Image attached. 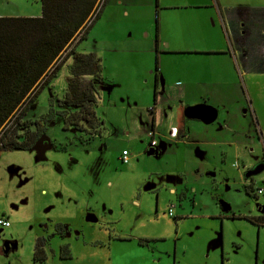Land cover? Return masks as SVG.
Returning a JSON list of instances; mask_svg holds the SVG:
<instances>
[{
    "label": "rangeland",
    "instance_id": "1",
    "mask_svg": "<svg viewBox=\"0 0 264 264\" xmlns=\"http://www.w3.org/2000/svg\"><path fill=\"white\" fill-rule=\"evenodd\" d=\"M246 1L264 6V0ZM155 10L142 0L105 1L85 39L71 44L78 42L76 53L100 59L104 80L96 84L95 110L101 137L91 139L97 134L85 124L81 132L62 129L64 111H76L60 104L70 76L69 49L51 81L38 86L23 119L32 122L28 131L40 134L30 149L0 152V219L9 223L0 226V264H35L39 236L47 239L45 264H264V231L258 234L242 218L264 212V169L245 178L264 164V37L243 46L254 71L238 77L243 120H233L235 136L227 132L209 142L228 144L206 145L202 155L161 139L151 143L153 89L146 85L156 60ZM245 17L252 29L257 22L264 29V11L256 20ZM208 23L212 30L211 19ZM215 24L214 32L221 30ZM162 96L168 100L156 116L162 111L166 119L169 106L203 104L189 91L184 98L175 90ZM230 106L229 101L227 113ZM24 131H16L18 141ZM192 189L197 204L193 211L188 204L181 209L178 200L190 199ZM223 210H229V219L219 216ZM64 252L68 257L61 258Z\"/></svg>",
    "mask_w": 264,
    "mask_h": 264
},
{
    "label": "crops",
    "instance_id": "2",
    "mask_svg": "<svg viewBox=\"0 0 264 264\" xmlns=\"http://www.w3.org/2000/svg\"><path fill=\"white\" fill-rule=\"evenodd\" d=\"M142 1L148 7L154 4L157 8L154 15L155 36L153 40L156 60L154 69H149L152 77L151 85H146L149 91L151 88L152 93L154 94V91L156 93L155 102L152 99L151 142L154 138L169 141L173 146L186 147L187 150L195 149L196 154L202 155L207 153L209 147H205L206 145L228 144L222 140H216V143L209 142L227 132H231L230 137L235 136L236 127L233 129L232 123L237 116L242 115L237 101L240 88L238 77L242 78L254 71V67H251L253 63L245 61L246 53L243 46L246 40L255 41L264 37L261 23L257 22L256 28L252 29L248 22H246L247 25L245 24V15L256 20L259 13L264 11V6L246 0H171L164 6L160 0ZM124 2L127 0H113L116 5H122ZM8 5H12L10 10H7L8 8L1 10ZM0 8V17L41 16V0H0ZM124 12L127 13L126 10ZM209 19L213 23L212 30L208 25ZM216 21L222 31L214 32ZM184 58L187 62L183 60ZM57 61L48 73L52 72ZM183 63H188L189 67L184 68ZM103 80L102 77L97 84ZM173 90L180 92L182 97L187 91L192 93L198 101L203 102L202 105L215 110V119L210 123H204L199 119L185 117L184 110L190 107L189 103L183 106H169L167 119L162 111L163 118L160 116L161 112L157 117L156 114L162 106L161 102L168 100L163 99L162 94ZM207 99H213V101L208 102ZM229 101L231 102L230 108L234 107L233 110L237 109L238 112L232 110L231 113H227L224 110ZM96 117L100 121L97 115ZM241 117L240 119L243 120V116ZM172 128L177 131L174 137H170ZM183 163L187 165L188 160L184 159ZM191 193L192 196L187 201L178 200L181 209L188 204L193 211L197 200L193 189ZM215 198L219 199V197ZM218 203L226 204L220 200ZM223 211H219V216L229 219V210ZM235 215L234 213L231 216ZM257 215H264V212H259ZM255 227L259 229L258 234L264 231V227ZM219 239L221 242L220 236ZM138 244L145 247L142 243Z\"/></svg>",
    "mask_w": 264,
    "mask_h": 264
},
{
    "label": "trees",
    "instance_id": "3",
    "mask_svg": "<svg viewBox=\"0 0 264 264\" xmlns=\"http://www.w3.org/2000/svg\"><path fill=\"white\" fill-rule=\"evenodd\" d=\"M96 2L41 0L39 17H0V152L30 149L33 146L38 133L28 131L32 122L25 121L23 115L40 92V83L44 81L46 85L54 77L62 62L51 73L48 72L68 49L70 53L67 58L71 56L72 63L60 104L76 111L68 114L64 111L62 128L67 130L74 126L81 132L85 124L97 136L102 135L104 128L95 115L96 84L102 79L100 59L93 53L75 52V45L85 39L91 26L85 27ZM76 38L78 42L72 46ZM155 98L154 91V102ZM20 127H24L25 136L18 141L21 135L16 131ZM235 216L240 218L239 215ZM242 218L258 228L264 227V215ZM46 240L39 236L34 243L32 259L35 264H45ZM61 249L68 251L66 246ZM60 257L68 255L64 252L60 253Z\"/></svg>",
    "mask_w": 264,
    "mask_h": 264
},
{
    "label": "water",
    "instance_id": "4",
    "mask_svg": "<svg viewBox=\"0 0 264 264\" xmlns=\"http://www.w3.org/2000/svg\"><path fill=\"white\" fill-rule=\"evenodd\" d=\"M184 115L185 117L190 119L191 118L199 119L204 123H210L216 117L215 110L206 105H196V106L187 107L184 110ZM149 152L152 153V151ZM263 169H264V165L261 164L257 166L256 169L246 172L245 178L258 174L259 172L263 171ZM8 249H9L8 245H5L4 251H7Z\"/></svg>",
    "mask_w": 264,
    "mask_h": 264
},
{
    "label": "built area",
    "instance_id": "5",
    "mask_svg": "<svg viewBox=\"0 0 264 264\" xmlns=\"http://www.w3.org/2000/svg\"><path fill=\"white\" fill-rule=\"evenodd\" d=\"M105 1L106 0H97V2L95 4V7L93 9V12H92V16L87 21L85 27H88L89 25H91V23L95 20V18L97 17V15L99 14V12L101 11L102 6H103V4H104ZM80 35H81V33L79 34V36ZM1 133H2V131H0V135H1ZM176 133H177L176 129L175 128H172L171 131H170V137L176 136ZM126 156H127V152L126 151H122V153H121V160H122L123 163H125L126 160H127L126 159ZM262 192H263V189H261V188H258L257 189V194H262ZM169 215H171V209H169ZM0 226H2V227H8L9 226V223L6 222L5 220H1L0 219Z\"/></svg>",
    "mask_w": 264,
    "mask_h": 264
},
{
    "label": "flooded vegetation",
    "instance_id": "6",
    "mask_svg": "<svg viewBox=\"0 0 264 264\" xmlns=\"http://www.w3.org/2000/svg\"><path fill=\"white\" fill-rule=\"evenodd\" d=\"M63 129V128H62ZM34 130H37V128H34ZM36 132V131H35ZM44 133V132H43ZM40 134V133H39ZM39 134H37V135H39ZM97 137H101V136H95L94 138H91V139H95V138H97ZM37 138V137H36ZM149 151H152V153H156L153 149H150Z\"/></svg>",
    "mask_w": 264,
    "mask_h": 264
}]
</instances>
